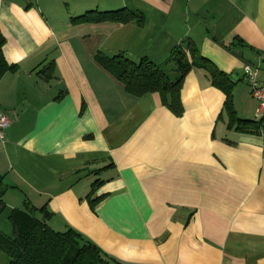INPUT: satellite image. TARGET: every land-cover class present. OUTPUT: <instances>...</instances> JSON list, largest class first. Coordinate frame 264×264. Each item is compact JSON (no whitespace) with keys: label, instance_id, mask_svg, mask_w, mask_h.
<instances>
[{"label":"crops","instance_id":"0c3cea01","mask_svg":"<svg viewBox=\"0 0 264 264\" xmlns=\"http://www.w3.org/2000/svg\"><path fill=\"white\" fill-rule=\"evenodd\" d=\"M123 7L144 23L78 18ZM0 31V231L12 236L10 212L29 202L124 263L264 264V120L258 134L227 128L225 93L201 67L184 76L177 115L94 56L158 64L191 41L253 119L242 67L258 65L264 87V0H0Z\"/></svg>","mask_w":264,"mask_h":264},{"label":"trees","instance_id":"16d2710c","mask_svg":"<svg viewBox=\"0 0 264 264\" xmlns=\"http://www.w3.org/2000/svg\"><path fill=\"white\" fill-rule=\"evenodd\" d=\"M119 22L144 23V16L126 7L99 12L87 11L79 16L80 19L92 20L94 17ZM5 37L0 31V76L9 67L3 57ZM195 43L188 41L184 45H177L170 51L169 57L162 63H154L146 58L138 61L131 60L122 54H95L97 62L119 81L125 91L134 96H141L146 92H157L163 104L177 115L182 113L180 104V89L184 76L193 66L208 71L211 82L225 93L224 110L227 115V128L239 132L258 134L262 128L264 114L259 118H241L236 114L232 102V79L219 70L215 64L198 52ZM96 180L93 185H98ZM4 186L0 180V212L6 205L3 199ZM99 197L89 200L90 206ZM51 213L46 206L34 207L25 202L22 209H13L9 215L10 226H13L12 236L0 231V252L6 258L5 264H129L108 255L89 238L72 227L64 231H57L47 225Z\"/></svg>","mask_w":264,"mask_h":264},{"label":"built area","instance_id":"2783aa9c","mask_svg":"<svg viewBox=\"0 0 264 264\" xmlns=\"http://www.w3.org/2000/svg\"><path fill=\"white\" fill-rule=\"evenodd\" d=\"M260 61L264 63V52L260 54ZM242 76L244 81L248 84L250 92L254 100L258 102L257 112L255 118H259L264 114V87L259 80V66L252 64H245L242 67ZM0 106V141L4 140V130L9 125L7 115L1 111Z\"/></svg>","mask_w":264,"mask_h":264}]
</instances>
